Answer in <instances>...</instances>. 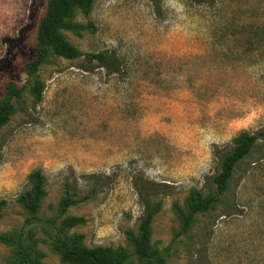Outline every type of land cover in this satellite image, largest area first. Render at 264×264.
Wrapping results in <instances>:
<instances>
[{
	"label": "rangeland",
	"instance_id": "1",
	"mask_svg": "<svg viewBox=\"0 0 264 264\" xmlns=\"http://www.w3.org/2000/svg\"><path fill=\"white\" fill-rule=\"evenodd\" d=\"M47 2L0 0V98L9 82L26 88L0 128V235L22 229L44 253L41 264H63L51 220L66 189L79 198L92 191L64 215L86 220L70 233L83 234L89 248L132 250L127 233H138L144 212L139 180L155 185L150 198L161 201L151 242L166 264H264V136L222 205L197 216L186 235L176 213L193 193L211 191L217 148L232 147L243 131L264 134V0H96L76 18L95 31L64 32L86 55L42 66L37 102L25 67ZM100 52L120 71L87 56ZM36 169L47 196L42 221L26 225L17 199ZM13 257L0 241V264Z\"/></svg>",
	"mask_w": 264,
	"mask_h": 264
},
{
	"label": "trees",
	"instance_id": "2",
	"mask_svg": "<svg viewBox=\"0 0 264 264\" xmlns=\"http://www.w3.org/2000/svg\"><path fill=\"white\" fill-rule=\"evenodd\" d=\"M96 0H48L44 15L39 21L37 30V46L34 58L26 64L25 71L28 76V91L35 101L43 99L44 83L39 76L42 66L51 62L53 56H59L67 60H77L85 56L81 50L73 45L65 36V31L81 35L83 31H95L92 24L83 25L76 20L77 14L88 15ZM213 0H192L197 4H211ZM93 60H97L108 71L117 73L120 66L113 55L105 52L88 54ZM25 87H20L15 82H9L0 98V128L7 125L11 117L17 111V101L24 97ZM262 133V132H260ZM243 131L233 140V146L217 148L215 157L218 160L220 170L212 178V186L208 194L195 192L186 212L176 206V213L181 221L180 233L188 234L199 215L205 214L218 205H222L223 196L227 193L235 171L239 164L247 159L258 145L260 136L264 134ZM30 187L22 192L17 202L28 214L26 225L42 221L39 213L42 203L47 196L46 178L42 170L36 169L29 175ZM136 186L142 195L144 212L141 217L138 233L129 231L127 239L132 250L126 247H93L84 244V235L70 233L76 226L86 224L83 217L67 216V210L74 205L87 201L91 194L79 198L68 189L59 203L58 216L51 220L57 227L53 236V245L59 253L63 264H166L167 255L163 254L151 242L152 224L154 217L161 209V201H152L150 195L155 185L143 184L136 181ZM63 218L59 225L58 221ZM0 241L10 245L14 249V264H41L44 253L38 251L35 246L26 243L23 230H15L0 235Z\"/></svg>",
	"mask_w": 264,
	"mask_h": 264
}]
</instances>
